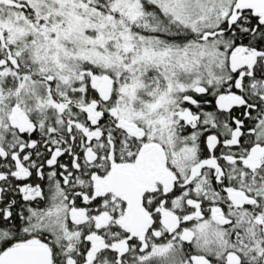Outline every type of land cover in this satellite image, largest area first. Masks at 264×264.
Returning a JSON list of instances; mask_svg holds the SVG:
<instances>
[{
    "label": "snow or ice",
    "instance_id": "6c2138e0",
    "mask_svg": "<svg viewBox=\"0 0 264 264\" xmlns=\"http://www.w3.org/2000/svg\"><path fill=\"white\" fill-rule=\"evenodd\" d=\"M0 264H264V0H0Z\"/></svg>",
    "mask_w": 264,
    "mask_h": 264
}]
</instances>
